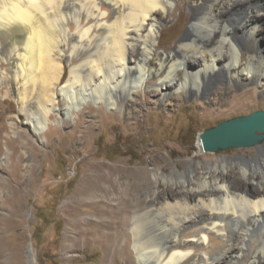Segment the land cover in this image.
<instances>
[{"label":"bare ground","instance_id":"1","mask_svg":"<svg viewBox=\"0 0 264 264\" xmlns=\"http://www.w3.org/2000/svg\"><path fill=\"white\" fill-rule=\"evenodd\" d=\"M181 1L188 26L172 48H160L161 29ZM231 88H248L230 97L233 108L264 96V0H0V98L18 105L8 126L0 123V136L5 128L16 135L5 153L16 181L0 176V189L19 193L25 158L18 148L31 160L44 158L33 141L60 125L80 127L76 144L86 145L107 118L101 106L120 121L147 109L150 101L137 102L143 95L163 109L191 96L215 107ZM90 102L98 110L83 121ZM257 153L190 159L188 170V163L168 159L160 168L158 154L150 159L153 168L144 169L152 177L145 185L129 178L138 168L85 162L65 210L68 224L78 229L79 243L102 250L104 264H264V147ZM159 177L167 185L163 193L156 190ZM120 187L125 195L132 187L147 192L111 222H73L88 206L101 216L97 205L114 200ZM18 203L14 195L0 200L8 212L0 217V264H25Z\"/></svg>","mask_w":264,"mask_h":264},{"label":"rangeland","instance_id":"2","mask_svg":"<svg viewBox=\"0 0 264 264\" xmlns=\"http://www.w3.org/2000/svg\"><path fill=\"white\" fill-rule=\"evenodd\" d=\"M187 12V2H179L177 10L171 18L173 20L161 29L160 48L174 46L175 41L188 26ZM62 81L64 82L65 79L63 78ZM233 89L231 88L230 96H227L229 99L222 100L217 105L218 107H212L206 99L191 96L186 100L178 101L173 108L163 109L152 104L153 99L143 95L138 97L137 102L147 103L146 99L150 101L151 104L148 102L145 106L147 109L139 114V117L123 118L120 121L109 118L108 109L101 106V113L107 118L101 128L94 129L93 136L88 139L86 145L76 144V137L81 135L80 127H74L71 124V126L60 125L54 135L41 139L42 142H39L40 140L33 141L38 149L45 153L44 158L31 160L28 157L30 154L28 150L18 148L19 154L25 158L18 170L21 184H15L19 187V193L17 194L10 187L5 190L0 189V200L4 196L9 198L13 195L17 196L20 206L19 216L23 219L21 225L23 237L20 241L24 238L21 242L22 245L20 241L18 243L24 263L104 264V262L102 263L101 249L92 245L84 246L78 242V229L76 226L68 224L69 216L65 211L71 201L73 191L80 182L85 162L124 164L128 169L138 168L141 171L129 178L134 180L137 185H145L152 180V177L144 169L151 170L153 168L150 159L158 154L164 158L160 162V168H165V161L168 159L171 164L188 163L187 170L190 159L207 162L223 156L233 158L241 155L246 159L256 157L257 150L264 147V142L259 148H231L217 153H206L205 156L198 157L202 151L197 141L198 134L222 121L247 115L257 110H264V96L260 97L259 95H257L258 97L254 95L249 107H239L240 109L231 107L229 101L248 88ZM222 102L224 103L222 104ZM251 105L253 107H250ZM59 106H62V101L59 102ZM92 109L98 110L90 102L84 108L85 115L80 114L81 120H87L86 113ZM17 112L18 105L13 100L0 98L1 124L8 126L10 118ZM64 119L66 121L68 117L63 116ZM49 126L54 129V124L49 123ZM18 127L24 131L26 136H30L25 125L19 123ZM13 139H16V135L5 128L0 136V176L6 180L7 178L13 180L11 183L14 186L15 177L10 175L12 161L5 154L6 142ZM87 148L91 152L86 153ZM213 157L214 159H212ZM231 166L232 168L237 167L236 164ZM158 182L156 190L163 193L167 185L160 177ZM178 186L176 183L174 188H178ZM124 190V187L118 188L114 200L97 205V208L103 211L101 216H96L91 206H88L86 207L88 212L73 219V222L77 224L80 219H84L87 224H90V220L99 221L100 218L104 223L111 222L114 217L125 210L124 207H130L138 200H143L147 192L144 188L132 187L126 189L127 194L125 195ZM4 215H8V212L0 209V217ZM154 215L163 214L154 213ZM104 230L106 231V229ZM117 264L124 263L118 262Z\"/></svg>","mask_w":264,"mask_h":264},{"label":"water","instance_id":"3","mask_svg":"<svg viewBox=\"0 0 264 264\" xmlns=\"http://www.w3.org/2000/svg\"><path fill=\"white\" fill-rule=\"evenodd\" d=\"M197 141L206 153L231 148H259L264 142V110L222 121L198 134Z\"/></svg>","mask_w":264,"mask_h":264}]
</instances>
